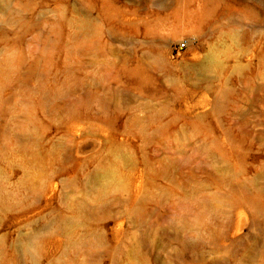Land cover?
I'll return each mask as SVG.
<instances>
[{"label": "rangeland", "instance_id": "obj_1", "mask_svg": "<svg viewBox=\"0 0 264 264\" xmlns=\"http://www.w3.org/2000/svg\"><path fill=\"white\" fill-rule=\"evenodd\" d=\"M0 264H264V0H0Z\"/></svg>", "mask_w": 264, "mask_h": 264}, {"label": "bare ground", "instance_id": "obj_2", "mask_svg": "<svg viewBox=\"0 0 264 264\" xmlns=\"http://www.w3.org/2000/svg\"><path fill=\"white\" fill-rule=\"evenodd\" d=\"M198 69V71L203 74V75H208V73L210 71H212V60L208 59L207 61H204L203 63H201V65H199L198 67H196Z\"/></svg>", "mask_w": 264, "mask_h": 264}, {"label": "built area", "instance_id": "obj_3", "mask_svg": "<svg viewBox=\"0 0 264 264\" xmlns=\"http://www.w3.org/2000/svg\"><path fill=\"white\" fill-rule=\"evenodd\" d=\"M186 46V43H180L179 45H178V49H183L184 47Z\"/></svg>", "mask_w": 264, "mask_h": 264}]
</instances>
